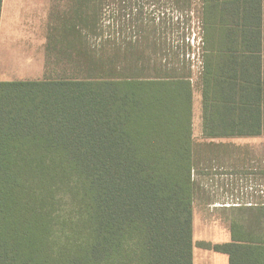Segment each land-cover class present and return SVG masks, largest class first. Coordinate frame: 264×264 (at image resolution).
<instances>
[{"label": "trees", "instance_id": "trees-1", "mask_svg": "<svg viewBox=\"0 0 264 264\" xmlns=\"http://www.w3.org/2000/svg\"><path fill=\"white\" fill-rule=\"evenodd\" d=\"M111 1L119 42L87 39L103 0H69L51 12L46 76L0 80V264H192L190 74L161 64L166 37L142 74V33L175 28L170 11L199 17L203 137L264 135V0ZM238 228L213 248L264 264V222Z\"/></svg>", "mask_w": 264, "mask_h": 264}, {"label": "rangeland", "instance_id": "rangeland-1", "mask_svg": "<svg viewBox=\"0 0 264 264\" xmlns=\"http://www.w3.org/2000/svg\"><path fill=\"white\" fill-rule=\"evenodd\" d=\"M131 1L133 10H135L136 0ZM103 2L101 18L98 23L99 29L96 28L87 35L89 44L95 48L109 45L113 40L119 42L121 39V29L113 19L116 14L111 11L114 3L111 0H103ZM69 4V0H5L1 21L4 25V38L0 47V80L42 79L46 76V45L50 34L51 12L53 13L55 9L56 12L67 10ZM144 13L146 22L143 23V26L146 28L148 27L147 18L158 15V11L145 2ZM169 16L173 18L174 22H177L175 28H169L166 35L157 34L154 38V35L151 34L147 38V31L142 33L145 37L140 40L143 56L142 67L144 66L142 74L155 75V70L152 68L155 55L152 53L149 43L156 40L159 44L160 38L165 37L167 49H165V53L157 55L162 59L161 64L167 65L170 69L175 68L177 71H187L190 74L193 87L192 138L197 161L194 175L200 189L197 191L193 210L195 231L200 233L209 220L219 221L217 225L220 228L228 226V222L223 221L226 219V212L212 213L213 211L209 209L210 206L206 207L208 202L212 203L213 201V203L227 206L251 203L254 200L255 190H247L248 184L244 185V182H240V180L249 179L245 177L247 169H242V166L254 156V153L264 152V142L259 139H251V141H248L250 139H233L234 141H230L231 139L220 140L221 138H217L213 140V143H209L208 139L202 138L201 92L198 84L201 66L199 17L195 11H191L190 18L186 20L185 17V22L179 25L176 13L170 11ZM133 24L131 20L128 21L123 34L127 40L135 42L137 34L132 27ZM226 168L239 171L241 169V172L229 177L224 174ZM227 183L231 184H229V188L226 187ZM258 193L262 192L258 191ZM241 215L242 217L254 216L264 220V206L255 205L250 208H242ZM236 226L240 228V224ZM239 228L237 230H240Z\"/></svg>", "mask_w": 264, "mask_h": 264}, {"label": "crops", "instance_id": "crops-1", "mask_svg": "<svg viewBox=\"0 0 264 264\" xmlns=\"http://www.w3.org/2000/svg\"><path fill=\"white\" fill-rule=\"evenodd\" d=\"M5 9V0L1 1L0 8V47L3 41V23L2 17ZM200 88V87H199ZM201 92V91H200ZM202 107V105H201ZM202 108H201V129H202ZM202 138L203 131H202ZM221 138L220 140H228L234 141L233 139H259V141L264 142V135H256V136H226V137H215V138H204L208 139L209 143H213L214 139ZM247 143V142H246ZM242 169H247L245 172V177L249 179L240 180V182H244V185L248 184L247 190H255L256 197H253L254 200L250 203H244L239 205H219L217 203L208 202L206 207L210 206V211L216 214L217 211L226 212V219L223 221H227L228 226L219 227L217 223L219 221L209 220L207 224L204 226L205 228L201 229L200 233L195 231V221H194V210H193V249H192V264H229V256L227 253L216 251L213 247L217 244H224L232 242V228L233 224L236 226L237 224H257L259 221L264 222L261 218H255L254 216H245L242 217L241 209L242 208H250L255 205L264 206V152L254 153V156L250 158L249 161L243 163ZM241 172L238 169L231 170V168H226L224 174L229 175H238ZM251 176V179H250ZM232 181V180H231ZM226 186L229 188V184ZM231 185V184H230ZM247 187V186H246ZM231 189V188H230ZM261 191L262 193H258ZM212 205V207H211ZM212 215V214H211ZM197 247V248H195Z\"/></svg>", "mask_w": 264, "mask_h": 264}]
</instances>
